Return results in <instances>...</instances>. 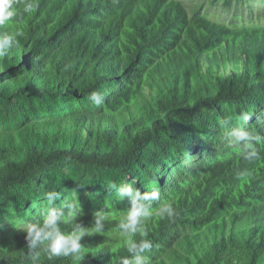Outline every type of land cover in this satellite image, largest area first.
I'll return each mask as SVG.
<instances>
[{"label":"trees","instance_id":"trees-1","mask_svg":"<svg viewBox=\"0 0 264 264\" xmlns=\"http://www.w3.org/2000/svg\"><path fill=\"white\" fill-rule=\"evenodd\" d=\"M27 2L0 26L23 33L0 56V264H32L23 228L54 189L85 228L107 219L81 259L37 264H122L130 203L112 181L161 193L145 221L152 264H264V24L181 0H36L31 15ZM236 130L259 138L260 159H244ZM169 202L175 216H156Z\"/></svg>","mask_w":264,"mask_h":264},{"label":"clouds","instance_id":"clouds-1","mask_svg":"<svg viewBox=\"0 0 264 264\" xmlns=\"http://www.w3.org/2000/svg\"><path fill=\"white\" fill-rule=\"evenodd\" d=\"M16 0H0V26L5 25L16 16L14 7ZM38 4L36 0H31L24 4V12L31 15L36 11ZM21 31L0 33V56L7 54L17 41V37L22 35ZM95 105L103 102V96L98 91H92L88 95ZM237 142H244L241 155L244 159H260V152L252 142L253 139L246 131L236 130L233 132ZM108 190H115L119 201L127 200L130 208L127 209L123 218L118 224V229L123 238L122 246L130 254L124 257L122 264H152L151 258L144 255L152 249L153 243L147 239L148 229L145 221L153 218L152 203L159 201L161 193L159 190L143 191L134 188L130 184L118 186L115 181L107 185ZM62 193L54 190L47 191L45 198L47 204L39 210L40 219L36 222H29L23 228L26 233L27 247L31 254L32 264H37L41 252L45 253L49 259L53 257H73L81 259L84 247L81 241L91 233L103 234L104 221L107 214L100 210L94 213V223L90 228H85L81 223H77L76 218L81 213V205L74 200H65L62 207H56V201L60 199ZM176 212L172 203H163L155 211L159 218H173ZM61 225H73L72 230L65 232ZM139 234L140 239H135Z\"/></svg>","mask_w":264,"mask_h":264},{"label":"rangeland","instance_id":"rangeland-1","mask_svg":"<svg viewBox=\"0 0 264 264\" xmlns=\"http://www.w3.org/2000/svg\"><path fill=\"white\" fill-rule=\"evenodd\" d=\"M181 1L187 4L191 12L193 8L202 6L203 13H209L211 17L218 20H225L227 23H230L235 17H238V19L244 21L246 24H264L263 0H221L214 4L212 0Z\"/></svg>","mask_w":264,"mask_h":264}]
</instances>
